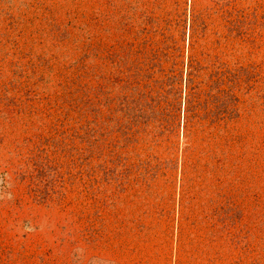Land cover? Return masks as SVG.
Segmentation results:
<instances>
[{
  "label": "rangeland",
  "instance_id": "1",
  "mask_svg": "<svg viewBox=\"0 0 264 264\" xmlns=\"http://www.w3.org/2000/svg\"><path fill=\"white\" fill-rule=\"evenodd\" d=\"M129 254L264 264V0H0V264Z\"/></svg>",
  "mask_w": 264,
  "mask_h": 264
},
{
  "label": "crops",
  "instance_id": "2",
  "mask_svg": "<svg viewBox=\"0 0 264 264\" xmlns=\"http://www.w3.org/2000/svg\"><path fill=\"white\" fill-rule=\"evenodd\" d=\"M128 256L129 257H126V258L115 257L112 261V264H148L147 262L145 263V261L147 260L145 258H147V257L135 258L133 254H129ZM148 260L150 262L149 264H158V263H154L153 260L150 261L149 258H148ZM168 261L167 260L161 261V264H168ZM174 264H179V263H178V261H174Z\"/></svg>",
  "mask_w": 264,
  "mask_h": 264
}]
</instances>
